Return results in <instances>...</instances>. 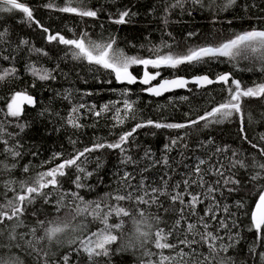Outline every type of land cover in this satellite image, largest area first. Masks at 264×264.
I'll return each instance as SVG.
<instances>
[{
	"label": "snow or ice",
	"instance_id": "obj_1",
	"mask_svg": "<svg viewBox=\"0 0 264 264\" xmlns=\"http://www.w3.org/2000/svg\"><path fill=\"white\" fill-rule=\"evenodd\" d=\"M186 3L201 9L207 7L209 10L218 6L216 0H175V3L164 7L161 19L165 26L169 22L171 9H184ZM236 4L237 0H226L220 10L225 11ZM44 7L81 18L99 17V10L87 6L85 0H64L62 5L55 3V0H48ZM244 7L247 9L248 6ZM13 12L22 13L23 22L30 27L35 25L44 35L46 43L64 46L65 58L70 56L72 60L86 62L98 70H106L122 85L140 83L144 85L142 92L159 97L175 89H185L189 84L201 89L220 84L226 95L221 102L205 109L202 114L182 122L141 119L113 141L97 140L88 146L75 148L77 141L69 138V143L73 145L71 153H53L48 160L42 162L41 171L25 179L12 178L17 168L16 161L23 156L20 150L23 145L12 133L7 132L5 124L15 122V126L23 132L27 125L19 121L25 115V106L35 107L37 101L27 89L14 91L6 98L0 97L4 104L0 108V145H3L0 152L5 156L4 160H0V264H27L29 259L34 264H69L72 253H76L77 257L84 256L87 264H112L114 255L132 249L140 252L137 264H256L257 260L259 264H264V250H259L264 249V146H261L264 145V133L258 135L256 142L249 139L246 119L251 123L252 117L250 114L246 117L244 109L245 99L264 100V82L247 86L236 79L232 72H224L214 77L208 74L196 75L191 79L177 76L153 83L161 76L162 68L177 69L181 65L208 63L220 58H227L233 63L239 60L258 63L261 71H264V28L252 27L234 32L214 43L186 47L183 51H174L173 44L162 40L160 45L149 48V55L144 56L126 53L118 47L115 35L93 39L87 31H81L69 38L37 20L34 9L24 0H0V13ZM132 15L135 13L125 9L109 19L112 23L121 25L128 23V18ZM167 35L172 36L170 32ZM187 35L191 38L197 33L189 32ZM8 42L9 31L4 28L0 30V45ZM21 45L29 46L30 41L20 39L16 50ZM29 51L48 56L47 51L34 46ZM15 59L11 52L4 55L0 51V60ZM136 66L142 67V75L134 74ZM150 67L155 71H149ZM58 69L59 65L56 69L38 68L31 63L26 65V71L34 81L55 79L53 72ZM18 78V69L14 64L0 66V83ZM112 82L107 81L109 84ZM31 87H35V82ZM111 91L115 92L116 89ZM130 96L131 88L126 87L121 91L120 101H109L100 106L99 110L95 104L73 103L65 123L73 129L82 128L84 125L80 120L85 115L82 110L97 118L110 113L113 128L123 126L129 120L136 121L137 100ZM64 99L71 101V92ZM180 99L187 100L188 97ZM40 115L44 113L41 112ZM233 120L239 123L240 139L256 150L250 164L242 159H235L238 156L237 150L230 145H216L211 137L198 143L195 150L190 148V130L201 127L209 129ZM143 128L178 131L164 144V154L161 157L154 158L155 153L147 148L140 159H134L129 154L130 146L138 130ZM5 136L13 142L10 143ZM174 149L179 150L182 158L193 161L191 164L185 163L183 159L179 162L185 171L177 173L181 177L178 180L173 176L177 169L170 163L169 156ZM200 149H205L204 156L207 158L195 155V151ZM101 150L118 151L121 155L120 164L124 167L114 174L115 187L112 190L95 199H86L80 190L92 192L96 187L87 183L95 171H89L87 165L93 154ZM189 152L192 154L187 155ZM31 155L35 156L36 153ZM9 157L13 162H8ZM224 159L228 160L227 164L223 162ZM95 160L96 169L103 166L99 157H95ZM145 160L147 163L140 167ZM129 165L133 166L132 170H128ZM158 166L166 171L159 176L157 182L150 174ZM241 170L245 173L243 177L239 175ZM29 172V165H24L23 173ZM70 174L74 175V179ZM4 176L9 178L3 179ZM68 179L74 188L64 187V182ZM241 190L255 196L254 206L244 213L249 217L247 231L254 233V239L248 245L246 257L242 259L239 258L237 246L244 237L237 230L240 227L237 212L247 207L246 202L243 199L236 200L233 206L221 202L226 199L225 192L231 195ZM38 202L51 206V218H39L38 210L33 208ZM152 208L157 212L147 211ZM165 215L171 217V223L165 219ZM28 217L35 218L31 225L25 222ZM126 220H130L133 226L131 234L124 231ZM94 224L98 226L92 230L90 225ZM65 245L69 246L70 251L57 257L54 249ZM114 245L117 246L115 249Z\"/></svg>",
	"mask_w": 264,
	"mask_h": 264
},
{
	"label": "trees",
	"instance_id": "obj_2",
	"mask_svg": "<svg viewBox=\"0 0 264 264\" xmlns=\"http://www.w3.org/2000/svg\"><path fill=\"white\" fill-rule=\"evenodd\" d=\"M25 1L34 9L35 18L46 27H50L53 31H60L69 38L78 35L81 31H87L93 39H100L102 36L107 38L109 35H115L118 47L124 49L130 55L132 53L147 56L149 55L147 50L153 45H160L162 40L173 44L174 51H183L186 47L202 45L208 42L214 43L217 40L229 37L235 31L238 33L245 29H250V27L264 28V20H261L264 17V0H237L236 5L225 11H221L220 7L223 6L226 0H216L218 6L214 10H209L207 7L201 9L199 6L193 7L190 3H186L184 9L180 7L171 9L168 15L169 22L167 26L164 25L161 19L164 15L163 10L166 4L175 3V0H85L87 6L99 10L98 18H81L73 14L59 13L55 10L47 9L44 7V4L48 0ZM55 3L62 5L64 0H55ZM253 4L256 6L253 7ZM245 5L248 6L247 9H245ZM125 9H130L132 13H135V15L128 18V23L121 25L112 23L109 17L111 15L115 17L118 11L120 12ZM23 20V14L19 12L0 13V30L7 28L9 31V42L0 45V51H3L4 55H8L11 52L16 57L13 61L0 60V66L8 67L10 64H14L18 69L19 77L18 79H9L0 83V97L6 98L14 91L27 89L31 95H34L37 101L35 107L25 106V115L19 121L27 125L23 132L20 131L19 127L15 126V122L5 124L7 132L12 133L23 145V148L20 149L23 152V156L16 161L17 168L14 170L12 178L25 179L27 176L41 171L42 162L48 160L55 152H64L66 155L71 153L73 145L69 143V138L77 141L75 148L88 146L97 140L113 141L121 132L129 130L128 128L141 119L154 118L153 120L162 122H182L189 118H195L198 114H202L205 109L210 108L215 103L221 102L226 95L221 90L220 84H214L204 89L197 86H189L188 90L171 92L159 98L148 96L141 91L143 87L139 84H118L106 70H98L94 66L90 67L86 62L72 60L70 56L65 58L64 46L46 43L41 31L35 25L30 27ZM228 21H231V23H228ZM69 29H73L74 31H69ZM169 32L172 34L171 37L167 35ZM189 32L197 33V35L189 38L187 35ZM22 38L29 40L30 45H21L19 50H16V45ZM31 46L44 49L48 52V56L29 51ZM163 51L167 50L163 49ZM30 63L35 64L38 68L47 69H56V66L59 65V69L53 72L56 78L47 81H34L31 74L26 71V65ZM249 68L252 70L249 71ZM149 70L155 71L151 67ZM133 71L134 74L139 76L142 72V67L136 66ZM160 71L161 76L159 78H169L179 75L190 76L194 74H208L214 77L220 73L232 72L236 79L242 80V83L247 86L264 82V71H261L260 64H253V62L247 60H239L233 63L229 62L227 58H220V60L208 63L181 65L176 70L162 68ZM108 80H112L113 82L109 84L107 83ZM33 82H35L34 88L31 87ZM126 87L131 88L130 98L137 100L136 121L129 120L125 125L113 128L110 113L97 118L86 114V110H82L85 113L80 120V123L84 125L82 128L76 130L65 123V118L68 116L72 103L95 104L97 105V110H99L100 106L109 101H120L122 99L121 91ZM111 89H116V91L113 92ZM69 92H71V97L73 96L71 101L64 99V96ZM87 92H91L92 95H84ZM183 96L188 97V99L181 100L180 97ZM2 107H4V104L3 101H0V108ZM244 109L246 117L247 114H250L252 117L251 123H248L246 119L248 137L253 142H256L258 135L264 133V100L255 98L245 99ZM41 112L44 115H40ZM177 131L155 128L140 129L130 146L129 154L134 159H140L143 156L144 150L150 148L155 153L154 158H159L164 154V144L168 142L169 137H174ZM190 131L188 142L192 150L196 149L198 143L211 137L216 145H230L233 149L237 150L238 156L235 159H242L246 163H251L253 154H256L255 149L240 139L238 132L239 123L237 120L221 125H214L209 129L201 127ZM152 133H155V135ZM4 138L9 139L10 143L13 142L7 136ZM2 147L3 145H0V149ZM33 152L36 153L35 156L31 155ZM204 152L205 149H200L199 151H195V155L207 158L204 156ZM191 154L189 152L187 155ZM228 155L230 156L231 153H228ZM169 156L170 163L177 169V172L173 173V176L177 180L181 179L177 173L183 172L185 169L179 162L183 159L185 163L191 164L193 161L188 160L186 157L182 158L179 155L178 149H174ZM95 157H99L102 162L103 166L99 169H96ZM4 159V154L0 152V160ZM120 159L121 155L118 151L101 150L93 154V158L87 165V168L89 171H95L93 176L88 178L87 183L93 184L96 187L92 192H88L86 189L80 190L86 199H95L115 187L114 174L117 170L124 167L120 164ZM8 162H13L11 157L8 158ZM223 162L227 164L228 160L224 159ZM145 163H147L146 160L142 161L139 166L142 167ZM24 165H29L30 167L28 174L23 173ZM132 167L129 165L128 170H132ZM164 171L166 169L158 166L151 171V178L158 182L159 176ZM244 174V171L241 170L239 175L243 177ZM70 176L74 179V175L70 174ZM2 178L7 179L9 177L4 176ZM64 187L66 189L69 187L74 188L71 185L70 179L65 180ZM195 190L199 191L200 189ZM225 197L226 199H222L221 202L228 203L230 206H233L235 201L240 199H243L247 205L245 209H241L238 212L235 207H232V210L237 212L239 220L240 227L237 230L244 237L237 246V251L240 253L239 258L242 259L246 257L248 245L254 239V233L247 231L249 217L244 213L245 211H250L254 206L255 196L247 194L245 190H241L231 195L225 192ZM165 206H168L167 202ZM203 207V205L200 206L201 215L203 214ZM33 208L38 210L39 218H51L50 205L38 202ZM147 211L152 213L157 212L155 208ZM34 219L33 217H28L25 222L31 225ZM165 219L171 223V217L165 215ZM97 226L96 224L90 225L92 230H95ZM132 228L131 221L126 220L124 231L131 234ZM66 246L57 250L54 249L57 257L70 251L69 246ZM115 247L117 246L114 245L113 248L115 249ZM138 252L132 249L131 251L116 254L112 257V264H137L140 257V252ZM232 254L234 255V253ZM253 260H256V258H253ZM27 264H34V261L29 259ZM69 264H87V261L84 256L77 257L76 253H72ZM256 264H259L258 260Z\"/></svg>",
	"mask_w": 264,
	"mask_h": 264
},
{
	"label": "bare ground",
	"instance_id": "obj_3",
	"mask_svg": "<svg viewBox=\"0 0 264 264\" xmlns=\"http://www.w3.org/2000/svg\"><path fill=\"white\" fill-rule=\"evenodd\" d=\"M26 2V1H25ZM86 2V1H85ZM27 3V2H26ZM95 6V5H94ZM119 12V11H118ZM117 12V13H118ZM112 16V15H111ZM251 28V27H250ZM242 30H244V29H242ZM246 30V29H245ZM236 32V31H235ZM151 45V44H150ZM138 46V45H137ZM147 46V45H146ZM149 47V46H148ZM152 47V46H151ZM138 48V47H137ZM145 49V48H144ZM135 50V49H134ZM140 50V49H139ZM167 50V49H166ZM138 51V50H137ZM132 54V53H131ZM220 63V62H219ZM87 67V66H86ZM88 68V67H87ZM214 69V68H213ZM88 70V69H87ZM168 70V69H167ZM176 70V69H175ZM182 71V70H181ZM202 71V70H201ZM241 71V70H240ZM97 72V71H96ZM203 72V71H202ZM107 73V72H106ZM248 73V72H247ZM167 75V74H166ZM169 75V74H168ZM187 76V75H186ZM191 76V75H190ZM108 77V76H107ZM170 78H174V77H169V79ZM249 78V77H248ZM108 79H109V77H108ZM161 79H163V78H157V81L159 82ZM264 79V78H263ZM240 80V79H239ZM262 80V79H261ZM54 81V80H53ZM99 81V80H98ZM242 81V80H241ZM105 82H106V80H105ZM158 82H156V81H154L153 83H158ZM245 82V81H244ZM140 85V84H139ZM109 86V85H108ZM141 86V85H140ZM189 86H195V85H188V87H187V89H180V90H188L189 89ZM143 87V86H142ZM180 90H177V91H180ZM18 91V90H17ZM104 91V90H103ZM175 92V91H174ZM79 93H81L80 91H79ZM94 93V92H93ZM145 93V92H144ZM169 93H171V92H169ZM146 95H148V96H152V97H155V98H159V97H162V96H159V97H157V96H153V95H151V94H148V93H145ZM166 94H168V93H166ZM166 94H164V95H166ZM163 95V96H164ZM170 95V94H169ZM172 95V94H171ZM34 96V95H33ZM91 96V95H90ZM101 96V95H100ZM224 96V95H223ZM222 96V97H223ZM73 97V96H72ZM86 97H88V96H86ZM99 97V96H98ZM76 98V97H75ZM92 98V97H91ZM113 98V97H112ZM119 99V98H118ZM104 100V99H103ZM114 100V99H113ZM68 101V100H67ZM80 102V101H79ZM71 104V103H70ZM69 104V105H70ZM73 104V103H72ZM178 104V103H177ZM99 107V106H98ZM211 107V106H210ZM99 109V108H98ZM69 110V109H68ZM66 113V112H65ZM87 114V113H86ZM149 114V113H148ZM197 114V113H196ZM185 115V114H184ZM89 117V116H88ZM144 118V117H143ZM66 119V118H65ZM154 119V118H153ZM163 119V118H162ZM161 119V120H162ZM174 122V121H173ZM129 124V123H128ZM129 129V128H128ZM77 130V129H76ZM191 132V131H190ZM239 132V131H238ZM138 133V132H137ZM143 133V132H142ZM200 141V140H199ZM229 143V142H228ZM137 145V144H136ZM135 147V146H134ZM232 147V146H231ZM234 147V146H233ZM238 147V146H237ZM203 155V154H202ZM231 156V155H230ZM239 158V157H238ZM115 161V160H114ZM117 162V161H116ZM225 163V162H224ZM250 163V162H249ZM42 169V168H41ZM89 170V169H88ZM109 189V188H108ZM110 190V189H109ZM198 190V189H197ZM104 191V190H103ZM98 192V191H97ZM103 195V194H102ZM97 197V196H96ZM97 226V225H96ZM67 247V246H66ZM57 250V249H56ZM131 251V250H130ZM131 253V252H130ZM139 253V252H138ZM235 254V253H234ZM137 257V256H136ZM135 258V257H134ZM136 259V258H135ZM134 263V262H133Z\"/></svg>",
	"mask_w": 264,
	"mask_h": 264
},
{
	"label": "water",
	"instance_id": "obj_4",
	"mask_svg": "<svg viewBox=\"0 0 264 264\" xmlns=\"http://www.w3.org/2000/svg\"><path fill=\"white\" fill-rule=\"evenodd\" d=\"M149 71H151V70H149ZM142 72H143V69H142ZM142 72H141V74L140 75H142ZM154 72V71H153ZM139 75V76H140ZM196 75H202V74H194V75H191V76H182V77H186V78H189V79H191L193 76H196ZM179 76H181V75H179ZM175 77H177V76H175ZM174 77V78H175ZM169 79V78H168ZM171 79V78H170ZM118 83V82H117ZM118 84H120V83H118ZM137 84H140V83H137ZM141 86H143L144 87V85H142V84H140ZM189 85H193V84H189ZM210 86V85H209ZM207 87V86H206ZM185 89H187V88H185ZM177 90H180V89H175V90H173V91H171V92H174V91H177ZM146 93V92H145ZM166 93H169V92H166ZM166 93H164V94H166ZM149 94V93H148ZM163 94V95H164ZM162 95V96H163Z\"/></svg>",
	"mask_w": 264,
	"mask_h": 264
},
{
	"label": "flooded vegetation",
	"instance_id": "obj_5",
	"mask_svg": "<svg viewBox=\"0 0 264 264\" xmlns=\"http://www.w3.org/2000/svg\"><path fill=\"white\" fill-rule=\"evenodd\" d=\"M156 82H158V81H156Z\"/></svg>",
	"mask_w": 264,
	"mask_h": 264
}]
</instances>
